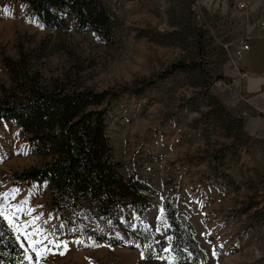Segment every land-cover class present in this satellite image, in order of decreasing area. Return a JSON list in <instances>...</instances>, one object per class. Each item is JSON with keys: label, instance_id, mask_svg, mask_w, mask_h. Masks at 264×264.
<instances>
[{"label": "rangeland", "instance_id": "obj_1", "mask_svg": "<svg viewBox=\"0 0 264 264\" xmlns=\"http://www.w3.org/2000/svg\"><path fill=\"white\" fill-rule=\"evenodd\" d=\"M102 3L111 19L108 43L87 29L46 31L25 1L0 0V82L6 83L3 58H14L20 44L30 50L43 41L48 51L34 70L45 80L78 70L79 88L117 93L103 105L111 157L123 178L132 176L152 189L151 206L139 222L131 213L120 224L105 218L86 222L87 229L117 244L72 233L50 212L47 188L14 179L40 159L29 153L16 125L0 120V214L26 260L190 264L176 261L166 249L151 261L141 255L147 242L166 232L165 197L192 227L205 264H264V141L245 135L244 119L256 112L251 107L244 112L250 97L243 93L241 66L231 65L233 45L223 47L246 30L226 34V27H219L223 13L208 19L207 13L191 10L192 0ZM195 60V69L175 71L139 95L130 90L172 63ZM124 87L130 89L121 91Z\"/></svg>", "mask_w": 264, "mask_h": 264}, {"label": "trees", "instance_id": "obj_2", "mask_svg": "<svg viewBox=\"0 0 264 264\" xmlns=\"http://www.w3.org/2000/svg\"><path fill=\"white\" fill-rule=\"evenodd\" d=\"M23 1L46 31L87 29L100 41L111 42V19L102 0ZM22 46L17 47L14 58L2 60L6 83L0 82V120L18 127L29 153L40 159V164L13 177L17 182L30 180L47 188L49 210L67 230L117 244L116 239L87 229L86 222L105 218L120 224V218L128 220V213L136 221H143L151 206L149 196L154 194L146 184L132 176L123 178L116 171L105 136L107 110L103 105L107 106L117 93L112 89L79 88L74 84L78 70L72 75L69 69L62 78L45 80L34 70L38 58L48 51L43 41L30 50ZM197 66L196 60L172 63L152 80L139 81L136 89L124 87L121 91L130 89L139 95L155 81ZM161 199L166 232L147 242V249H141L143 258L159 259L166 249L176 261L205 264L206 254L194 240L192 227L176 206L165 197ZM0 264H29L24 248L1 214Z\"/></svg>", "mask_w": 264, "mask_h": 264}, {"label": "crops", "instance_id": "obj_3", "mask_svg": "<svg viewBox=\"0 0 264 264\" xmlns=\"http://www.w3.org/2000/svg\"><path fill=\"white\" fill-rule=\"evenodd\" d=\"M196 1L205 13L217 11L226 13L237 32L238 28L243 29L238 27L242 14L237 15V11L230 7L227 0ZM245 1L247 4L245 14L249 21L248 25L243 27L248 30L249 38L247 50L243 52L238 65L241 66L242 71L249 74V77L242 80L243 93L250 97L248 105L243 104L244 112H248L251 108L256 112L244 119L245 135L264 141V93H262L264 90V0Z\"/></svg>", "mask_w": 264, "mask_h": 264}, {"label": "built area", "instance_id": "obj_4", "mask_svg": "<svg viewBox=\"0 0 264 264\" xmlns=\"http://www.w3.org/2000/svg\"><path fill=\"white\" fill-rule=\"evenodd\" d=\"M229 2V5L232 9H234L235 11H237V15L242 14L240 17V21L238 23V27H241L243 29H245V27L243 26H247L248 25V16L247 14H245L246 11V1L245 0H227ZM201 5L196 1L193 0L192 4H191V10L196 12L197 14H204L205 12L201 9ZM223 13V12H222ZM213 14V13H212ZM205 15H209L208 19H212L213 16H210L211 14H205ZM230 19L229 16L226 13H223L222 16L219 19V27L220 29H223V26L226 27V34L230 32L235 31L236 29L234 28V26L232 25V23H230ZM261 25V23H260ZM240 28H238L239 30ZM248 34L246 31H244V33H237V35L235 36L234 39L228 41L227 43H225L223 45V47H231L233 45L232 48V55L230 56L231 59V65H234V63L238 64L243 52H245V50H247V41H248ZM249 77V75L247 73H245L244 71L241 70V80L245 79Z\"/></svg>", "mask_w": 264, "mask_h": 264}]
</instances>
